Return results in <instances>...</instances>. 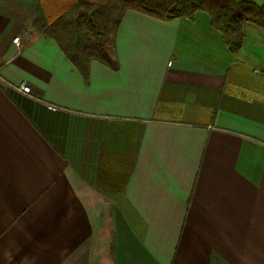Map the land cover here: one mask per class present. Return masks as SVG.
I'll use <instances>...</instances> for the list:
<instances>
[{
    "label": "crops",
    "instance_id": "crops-1",
    "mask_svg": "<svg viewBox=\"0 0 264 264\" xmlns=\"http://www.w3.org/2000/svg\"><path fill=\"white\" fill-rule=\"evenodd\" d=\"M38 6L0 0V264H264L262 27L128 9L86 79Z\"/></svg>",
    "mask_w": 264,
    "mask_h": 264
},
{
    "label": "trees",
    "instance_id": "trees-1",
    "mask_svg": "<svg viewBox=\"0 0 264 264\" xmlns=\"http://www.w3.org/2000/svg\"><path fill=\"white\" fill-rule=\"evenodd\" d=\"M136 10L159 19L177 17L193 20L199 11L207 12L211 24L219 30L231 52L242 47L245 22L262 27L264 4L253 0H39L34 27L44 36H53L86 79L90 61L95 59L116 68L115 33L122 14ZM114 35L109 42L108 26L114 13ZM93 30L95 39L89 41Z\"/></svg>",
    "mask_w": 264,
    "mask_h": 264
},
{
    "label": "rangeland",
    "instance_id": "rangeland-1",
    "mask_svg": "<svg viewBox=\"0 0 264 264\" xmlns=\"http://www.w3.org/2000/svg\"><path fill=\"white\" fill-rule=\"evenodd\" d=\"M119 12L118 11H114L111 20L109 21V26H108V38H109V42L111 41L113 35H114V31L116 28L115 25V19L118 17ZM95 39V35L93 30H90L89 32V41L92 42Z\"/></svg>",
    "mask_w": 264,
    "mask_h": 264
},
{
    "label": "built area",
    "instance_id": "built-area-1",
    "mask_svg": "<svg viewBox=\"0 0 264 264\" xmlns=\"http://www.w3.org/2000/svg\"><path fill=\"white\" fill-rule=\"evenodd\" d=\"M19 38H20L19 36L14 37V38H13V42L19 44ZM19 88H20L22 91L26 92V93H31V87H30V85L26 84L25 82H22V83L19 85ZM48 108H49V109H52V110H56V109H58L59 107H58V105H55V104H51V103H49V104H48Z\"/></svg>",
    "mask_w": 264,
    "mask_h": 264
}]
</instances>
